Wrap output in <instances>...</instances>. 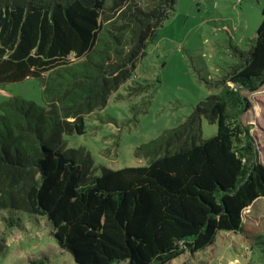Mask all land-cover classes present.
Returning a JSON list of instances; mask_svg holds the SVG:
<instances>
[{
	"label": "trees",
	"instance_id": "obj_1",
	"mask_svg": "<svg viewBox=\"0 0 264 264\" xmlns=\"http://www.w3.org/2000/svg\"><path fill=\"white\" fill-rule=\"evenodd\" d=\"M176 1L0 0V84L36 78L45 101L0 105V219L45 218L78 264H168L221 232L263 233L244 221L264 198V163L241 118L252 107L243 91L264 87V10L229 83L140 146L145 165L89 178L65 149L64 134H84L86 117L133 78ZM203 118L217 124L208 139Z\"/></svg>",
	"mask_w": 264,
	"mask_h": 264
},
{
	"label": "rangeland",
	"instance_id": "obj_2",
	"mask_svg": "<svg viewBox=\"0 0 264 264\" xmlns=\"http://www.w3.org/2000/svg\"><path fill=\"white\" fill-rule=\"evenodd\" d=\"M174 8L133 78L86 117V132L64 134L65 149L89 178L145 165L146 158L136 154L140 146L184 123L201 101L221 91L224 80L229 83L253 47L264 0H177ZM243 95L252 107L241 119L252 126L264 163V87ZM14 96L45 104L41 82L33 77L0 84V105ZM216 133L217 124L203 118L202 139ZM6 216L0 219V264H78L45 218L21 211ZM244 221L263 233L221 232L207 249L168 264H264V198L245 210Z\"/></svg>",
	"mask_w": 264,
	"mask_h": 264
}]
</instances>
